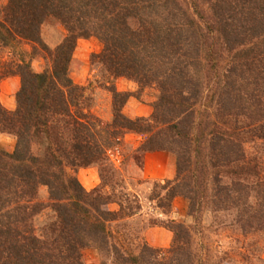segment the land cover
I'll list each match as a JSON object with an SVG mask.
<instances>
[{"label":"trees","instance_id":"trees-1","mask_svg":"<svg viewBox=\"0 0 264 264\" xmlns=\"http://www.w3.org/2000/svg\"><path fill=\"white\" fill-rule=\"evenodd\" d=\"M49 22L66 32L53 48L41 36ZM93 37L102 48L91 66L113 98L108 123L69 75L77 41ZM25 43L31 52L19 49ZM7 50L16 58L0 81L20 85L14 110L0 103V134L16 141L11 153L0 148V264H86L87 249L98 264H221L198 259L181 222L133 229L141 206L116 194L123 180L106 156L127 134L145 136L137 154L175 157L174 178L153 181L148 195L163 216L182 198L189 217L208 205L243 234H264V0H6L0 55ZM117 79L136 84L137 98L155 92L150 116L122 113L132 95ZM90 167L102 184L87 191L75 174ZM153 227L172 234L168 249L138 242Z\"/></svg>","mask_w":264,"mask_h":264},{"label":"rangeland","instance_id":"rangeland-1","mask_svg":"<svg viewBox=\"0 0 264 264\" xmlns=\"http://www.w3.org/2000/svg\"><path fill=\"white\" fill-rule=\"evenodd\" d=\"M5 1L6 0H0V4H3ZM65 35L66 32L63 27L55 22H49L42 28V39L51 48L55 46V43L60 42ZM97 42L100 44V42L94 38L93 45L92 43L83 46L81 44L76 45L69 66V75L76 85L85 88V96L89 99L91 113L102 122L108 123L113 117L112 94L109 91V85L103 82L101 76L98 74L97 70L91 66L90 62L91 55L96 53ZM31 47L30 44L25 43L21 45L19 49L29 53L31 52ZM90 49H93V52H91ZM14 55L15 54L9 50L0 55V71L3 64L5 65L11 61V59L16 58ZM42 56L43 55L40 54V56L35 58V61L32 62L33 69L36 72L42 71L44 68L45 62L41 58ZM10 78L13 77L0 81V103L8 111H12L15 108V93L17 92L11 88V85L3 84V81ZM119 80L120 79H117L113 82L115 89L118 92H129L132 95L123 106L122 113L132 119L150 116L152 113V103L155 99V92L147 89L140 93L137 98L136 95L139 93L137 85L133 82H131L132 84L130 85L129 83L125 84L124 80L126 79L123 80L124 82ZM123 89H126V91ZM13 105L14 108L9 110L8 108L13 107ZM137 107H146V109H149L148 114L143 116L146 112L142 110L139 111V115L142 116H135ZM144 140L145 136L127 134L121 138L119 144L109 148L106 152L109 163L116 169L118 174L117 179L123 180V186L121 188L116 187V194L121 191L128 193L134 196L141 206L139 218L131 225L133 229L139 231L141 228L145 227L151 219H158L163 222H167L168 219H173L191 227L193 249L201 262L219 260L221 264H264V234H243L242 231L233 224V217L230 215L228 216L221 213L216 218L208 205H204L197 217H189L187 215L186 203L182 198L174 200L170 217L166 218L161 214L162 212L157 209L156 204L148 200V195L154 187L153 181H157L159 184L163 185L167 179L160 180L157 178L154 180L145 178L147 173H145L146 170L144 169L142 155L136 153V150ZM15 142L14 137L0 134V148L5 151L11 153L15 147ZM114 148L118 149V165H114L107 154L109 150H113ZM87 169L92 171H83ZM87 169H79L75 175L82 187L87 191H91L100 187L102 182L100 180L98 167H90ZM148 173H153V171L150 170ZM148 175L150 176L151 174ZM104 190L106 192L110 191L108 188ZM46 197V190L41 189L40 199L45 200ZM110 209L118 210V207L117 205H110ZM138 242L145 243L152 248L165 250L171 245L172 234L160 227L147 228L142 233H139ZM83 259L86 264H98L100 262L99 254L94 249L85 250Z\"/></svg>","mask_w":264,"mask_h":264},{"label":"crops","instance_id":"crops-1","mask_svg":"<svg viewBox=\"0 0 264 264\" xmlns=\"http://www.w3.org/2000/svg\"><path fill=\"white\" fill-rule=\"evenodd\" d=\"M94 38H91L89 40H78L77 45H88L94 44L93 43ZM97 42L96 44V53L100 52L102 46H100V44ZM87 49V48H86ZM88 50V49H87ZM91 52H93V49H90ZM124 79H120L119 81H123ZM125 81V82H124ZM123 82L132 84L131 82H128L127 80H124ZM3 84L7 85H11V88L15 91H17L18 85H19V79L17 77H13L10 79H7L5 81H3ZM124 91H126V89H123ZM14 108H8L9 110H12ZM144 111L146 113H144L143 116H146V114H148V110L146 109V107H137V109L135 110V116H142L139 115V111ZM138 112V113H137ZM137 146V145H136ZM135 146V148H136ZM142 160H143V164H144V169L146 170L145 173H147L145 175V178H150V179H157L159 178L161 179H167V180H171L174 176H175V157L172 154L169 153H164V152H157V153H151V154H144L142 155ZM153 171V173H148L149 171ZM83 171H92L90 169L87 170H83ZM148 174H151L150 176Z\"/></svg>","mask_w":264,"mask_h":264},{"label":"built area","instance_id":"built-area-1","mask_svg":"<svg viewBox=\"0 0 264 264\" xmlns=\"http://www.w3.org/2000/svg\"><path fill=\"white\" fill-rule=\"evenodd\" d=\"M107 154H108L111 162L114 163V165L119 164V156H118V149L117 148H114L113 150H109Z\"/></svg>","mask_w":264,"mask_h":264}]
</instances>
